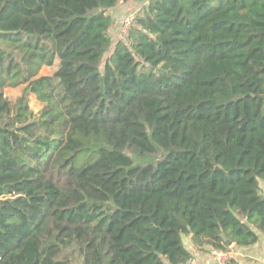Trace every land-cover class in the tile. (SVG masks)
I'll use <instances>...</instances> for the list:
<instances>
[{
	"label": "trees",
	"instance_id": "trees-1",
	"mask_svg": "<svg viewBox=\"0 0 264 264\" xmlns=\"http://www.w3.org/2000/svg\"><path fill=\"white\" fill-rule=\"evenodd\" d=\"M129 2L0 0V264H189L187 236L264 233V0H147L112 48Z\"/></svg>",
	"mask_w": 264,
	"mask_h": 264
},
{
	"label": "crops",
	"instance_id": "crops-1",
	"mask_svg": "<svg viewBox=\"0 0 264 264\" xmlns=\"http://www.w3.org/2000/svg\"><path fill=\"white\" fill-rule=\"evenodd\" d=\"M188 239V242L186 241ZM184 239L185 245L191 250L193 259L189 264H227L219 262L213 255V248L199 250L194 247L190 236ZM231 259L237 264H264V233L260 234L259 241L248 247H239L234 243L231 245Z\"/></svg>",
	"mask_w": 264,
	"mask_h": 264
},
{
	"label": "rangeland",
	"instance_id": "rangeland-1",
	"mask_svg": "<svg viewBox=\"0 0 264 264\" xmlns=\"http://www.w3.org/2000/svg\"><path fill=\"white\" fill-rule=\"evenodd\" d=\"M147 0H130L128 4L123 5L122 7H119L115 9L114 15H115V31L112 38V48H114L116 42L120 40L121 38H125L126 36L121 35L120 33V24L124 20V18L128 14L136 15V12L138 8L143 4L146 3ZM125 42L128 43V40ZM59 68V62H55L52 66H44L42 67L40 71V75H52L54 74ZM24 86L19 87H10L7 89V95L10 97V99H16L18 96H20L23 93ZM29 101L30 106L33 109L34 112H38L43 104L39 102L35 95H29ZM261 188L264 190V181H261ZM262 194L263 191H261ZM188 237V236H187ZM186 238V237H185ZM187 239V238H186ZM188 242V239L186 240ZM230 245V244H229Z\"/></svg>",
	"mask_w": 264,
	"mask_h": 264
},
{
	"label": "built area",
	"instance_id": "built-area-1",
	"mask_svg": "<svg viewBox=\"0 0 264 264\" xmlns=\"http://www.w3.org/2000/svg\"><path fill=\"white\" fill-rule=\"evenodd\" d=\"M134 19H135V15L133 14H128L124 18V20L120 24V29H119L121 35L126 36V37L129 36ZM212 253L214 257L221 263H225L232 257L231 250L227 251V250H222V249H213Z\"/></svg>",
	"mask_w": 264,
	"mask_h": 264
},
{
	"label": "water",
	"instance_id": "water-1",
	"mask_svg": "<svg viewBox=\"0 0 264 264\" xmlns=\"http://www.w3.org/2000/svg\"><path fill=\"white\" fill-rule=\"evenodd\" d=\"M228 243L231 245L233 242L232 241H228Z\"/></svg>",
	"mask_w": 264,
	"mask_h": 264
}]
</instances>
